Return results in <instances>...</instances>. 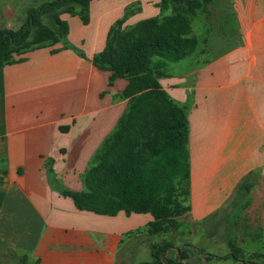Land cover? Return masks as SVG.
I'll list each match as a JSON object with an SVG mask.
<instances>
[{
  "label": "crops",
  "instance_id": "crops-1",
  "mask_svg": "<svg viewBox=\"0 0 264 264\" xmlns=\"http://www.w3.org/2000/svg\"><path fill=\"white\" fill-rule=\"evenodd\" d=\"M25 2L35 0H16L18 17L9 10L1 27L21 26ZM134 2L140 10L128 25L160 12V0H91L88 24L61 15L70 27L66 46L31 49L0 67V250L36 264H116L126 234L153 220L149 213L81 210L65 194L84 188L82 175L126 108V80L110 86V72L92 59ZM203 17L213 23L200 51L205 58L178 71L170 66L177 62L164 60L159 79L188 106L192 221L218 210L250 171L264 184V0H211ZM263 196L254 188L240 203L238 246L264 250V228L247 212Z\"/></svg>",
  "mask_w": 264,
  "mask_h": 264
},
{
  "label": "trees",
  "instance_id": "trees-1",
  "mask_svg": "<svg viewBox=\"0 0 264 264\" xmlns=\"http://www.w3.org/2000/svg\"><path fill=\"white\" fill-rule=\"evenodd\" d=\"M210 1L160 0L158 15L128 25V17L140 10L139 2L132 3L112 24L104 49L92 59L96 67L110 72V86L117 79L126 80L120 95L127 105L84 172V188L65 194L78 209L98 214L115 215L121 210L151 214L153 220L146 227L126 234L132 238L146 231L149 236H161L150 243L151 260L138 264H193L200 249L190 243L176 247L167 235L184 225L208 224L215 218L230 247L228 255L245 260L243 250L232 239V215L254 189L259 172L247 173L214 213L201 221L190 220L188 106L173 99L159 81L165 75L164 60L179 62L199 48L198 37L190 35V16L197 11L207 13ZM90 2L46 0L29 5L17 30L0 28V67L31 49L58 42L66 46L70 27L61 15H78L88 24ZM22 261L27 262L28 257L23 256Z\"/></svg>",
  "mask_w": 264,
  "mask_h": 264
},
{
  "label": "rangeland",
  "instance_id": "rangeland-1",
  "mask_svg": "<svg viewBox=\"0 0 264 264\" xmlns=\"http://www.w3.org/2000/svg\"><path fill=\"white\" fill-rule=\"evenodd\" d=\"M44 1L46 0H38V2H36L35 0L34 5L40 4ZM15 2L16 0H0V28H3L1 27L3 25L1 21L2 19L6 21L5 18L8 16L7 12H9V10L10 13L15 16V18L18 17V15L14 12L15 9L12 7L13 4L16 5ZM25 4L26 2L24 4L19 5L20 10H23V13L25 11L24 9L26 8L24 6ZM204 15H206V12L197 11L195 14H192L190 16V35L198 37V39L200 40L199 48L190 57L185 58L177 63L171 62L170 66L172 68L174 66V69L170 68L172 71H178L179 69H189L196 59H198L199 57L205 58V56L202 55L200 51L202 49V46L205 44V41H207L208 43V40L205 39L208 36L207 32L213 26V23H211V18L203 17ZM68 178L79 181L81 178V174L79 175V177L76 178H72V176H68ZM254 188L257 189L259 193L263 192L264 184L260 185L258 183L255 185ZM252 196H255V193H253ZM263 204L264 201L262 199H257L250 205L251 207H249L247 211L250 215L249 218L251 219V221H253L254 224L256 222H259L257 226H262V228H264ZM237 210L238 208L232 215L233 223L235 221H237V223L241 222L240 215L236 214ZM215 219L209 221L208 224L184 225L181 229L175 230L171 234L167 235V238L170 239L176 247H179L184 243H190L195 247L199 248L200 253H198L197 258L193 264H256L258 261H264V257H252L253 254L264 255V250L258 251L255 249L256 247H261L260 243H257L256 247L253 246L254 244L251 242H247V244L239 246L243 250V258H245V260L248 262H245L244 259L236 261L231 256H229L228 254L230 252V247L228 245L225 233L223 230H220L219 226H216ZM235 233L236 232L234 231L232 239L238 238L239 235L236 236ZM138 234L139 235H136L132 238H126L124 242L121 243L118 250V264H138L142 261L151 260L152 255L150 243L160 240L161 236H149L146 231H141V233ZM237 234H239V232ZM262 248H264V246ZM208 256L210 257L209 260H207ZM22 257V253H14L9 250H0V264H36L35 262L30 260L24 263L22 261Z\"/></svg>",
  "mask_w": 264,
  "mask_h": 264
}]
</instances>
